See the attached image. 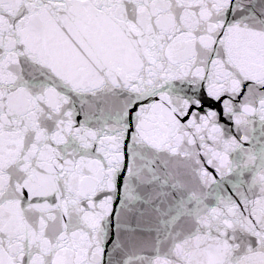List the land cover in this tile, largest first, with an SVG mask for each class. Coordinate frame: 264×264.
Listing matches in <instances>:
<instances>
[{"label":"snow or ice","instance_id":"1","mask_svg":"<svg viewBox=\"0 0 264 264\" xmlns=\"http://www.w3.org/2000/svg\"><path fill=\"white\" fill-rule=\"evenodd\" d=\"M0 264H264V0H0Z\"/></svg>","mask_w":264,"mask_h":264}]
</instances>
